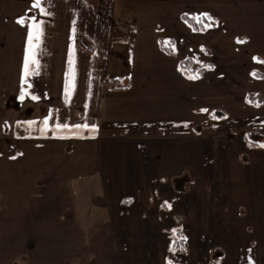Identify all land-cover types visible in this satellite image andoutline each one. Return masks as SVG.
Here are the masks:
<instances>
[{
  "label": "crops",
  "instance_id": "0c3cea01",
  "mask_svg": "<svg viewBox=\"0 0 264 264\" xmlns=\"http://www.w3.org/2000/svg\"><path fill=\"white\" fill-rule=\"evenodd\" d=\"M74 1L60 74L0 94V264H264V73L208 53L264 51V0Z\"/></svg>",
  "mask_w": 264,
  "mask_h": 264
},
{
  "label": "rangeland",
  "instance_id": "374dc122",
  "mask_svg": "<svg viewBox=\"0 0 264 264\" xmlns=\"http://www.w3.org/2000/svg\"><path fill=\"white\" fill-rule=\"evenodd\" d=\"M65 2L66 0H43V7L46 9L47 13L51 15V20H40L43 26V36L40 47L37 50L39 59L38 68H41L44 72L38 74L36 71L37 68L35 66H29L30 71H32L35 67V71L37 73L36 75L45 76L46 74H60V67L58 62L62 57V55L60 57V54L64 53L62 52L60 47L66 44L68 41V35H66L67 33L64 30L69 29L68 32H73V30L75 29L74 31L76 34L80 33L77 20H74L73 23L71 19L67 18L65 15L62 16L60 13V11H64V6H66L68 3L71 6L69 0L68 3ZM79 2L80 1L78 0L77 2L74 1V5ZM33 3L34 0H0V94H6L7 92L10 93L13 89L17 90L21 87H24L22 83L25 82H18L16 81V79H21L23 81L25 80L24 64L28 56L27 37L31 21L27 22L23 26L17 21L20 18L26 20L36 14L38 9L32 7ZM85 4H87V7L95 8L96 11H99L102 7L101 0H88ZM55 6H57V10L55 9ZM197 20L199 23H201L203 28L204 26L208 25V22H206L205 19ZM110 25L113 26V24L111 23ZM242 41L244 42L238 43L234 46H230L229 50L225 51L226 53L220 52L219 54V52L216 51L208 52L209 54H212L213 57H217L216 61L213 62L214 66L217 68L218 64H222V61L226 60L231 62L230 66H226V68L221 67L220 69L224 70L230 75H237V73L243 72L245 70H254L256 72L264 73V63L253 60V63L250 64V62L248 61V56L252 54H257L255 56H258L257 58L260 57V61H264V51H259L256 53L252 50L254 45L249 44L247 38L243 37ZM51 45L54 46L52 47ZM223 53H225V59H223L222 57ZM193 60L198 64L202 71L205 70V66H203V64H201L200 62L199 64L195 59ZM240 65L242 67H239ZM50 70L52 71V73L50 72ZM31 76L33 75H30V77ZM34 78L32 79V82H27L28 86L24 89L25 91H29L28 89L32 88V86L34 85L32 89H36V93L40 92L38 86L40 83H36V77ZM263 81L264 79H262V82ZM257 82L259 81L257 80ZM244 84L248 87L247 89H252L254 86V83H247V81ZM15 95V93H10L7 96L6 100L8 101V107H13L16 104ZM18 110L21 111V108H19ZM184 181V179L180 180V182ZM247 229L248 232H254V230H256V227L250 225ZM254 245H260L259 249L264 247V243L261 241H259V243H255ZM179 251H182V249H180Z\"/></svg>",
  "mask_w": 264,
  "mask_h": 264
},
{
  "label": "snow or ice",
  "instance_id": "6c2138e0",
  "mask_svg": "<svg viewBox=\"0 0 264 264\" xmlns=\"http://www.w3.org/2000/svg\"><path fill=\"white\" fill-rule=\"evenodd\" d=\"M33 8H37L40 10V12L42 14L47 15V11L46 9L43 7V0H34V3L32 5ZM203 15L208 16L207 13H204ZM31 23L29 25V32H28V37H27V43H28V56L26 58L25 64H24V82L27 83V77L29 75H36V71L32 70L30 71V65H34L36 68L39 67V59H38V54H37V50L40 47V44L42 42V36H43V26H42V22L37 20L36 16H32L31 18ZM208 19L211 20L212 18L210 16H208ZM19 24H21L22 26L25 24V20L23 18L18 19L17 21ZM239 43H243L244 41H239ZM257 59L258 58H254ZM261 63H264V61H258ZM211 67V66H208ZM253 75H255V73H253ZM198 76H191L190 79H197ZM27 94L26 92L21 94V99H24V95ZM33 100H37L39 99V97L37 96H32L31 97ZM202 111H207V109H202ZM29 123H34L33 122H29ZM45 127H47L48 125V118H45L44 121ZM57 128H67L68 125L64 124H57L56 125ZM76 128H80L82 127V125H75ZM83 127H88V125H83ZM260 147H264V145H260ZM170 207V206H169ZM182 239H186V238H182ZM169 264H171V262H169Z\"/></svg>",
  "mask_w": 264,
  "mask_h": 264
},
{
  "label": "trees",
  "instance_id": "16d2710c",
  "mask_svg": "<svg viewBox=\"0 0 264 264\" xmlns=\"http://www.w3.org/2000/svg\"><path fill=\"white\" fill-rule=\"evenodd\" d=\"M183 18L196 30H200L202 29V25L201 23L198 22L197 19L195 18H192V17H188V16H183ZM164 48L168 49L170 51V48H168L167 46H164ZM181 66L188 70L191 74L193 75H199L201 72H200V67L198 66V64L193 60V59H186V60H183L181 62ZM247 101L250 102V103H255V104H259L261 103L262 101H258V100H253L251 96H248L247 97ZM245 138L247 140L248 143L252 144V145H262V142H261V136L258 135V134H255V133H249V134H246L245 135ZM176 236V239L173 243V248L175 250L177 249H182V251H185L186 250V247H185V242H184V239L183 238V235L180 231L176 232L175 234Z\"/></svg>",
  "mask_w": 264,
  "mask_h": 264
}]
</instances>
